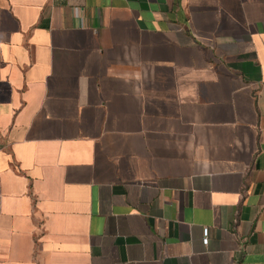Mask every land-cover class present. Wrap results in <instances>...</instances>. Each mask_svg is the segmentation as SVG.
I'll list each match as a JSON object with an SVG mask.
<instances>
[{
    "label": "crops",
    "instance_id": "obj_1",
    "mask_svg": "<svg viewBox=\"0 0 264 264\" xmlns=\"http://www.w3.org/2000/svg\"><path fill=\"white\" fill-rule=\"evenodd\" d=\"M0 264H264V0H0Z\"/></svg>",
    "mask_w": 264,
    "mask_h": 264
},
{
    "label": "built area",
    "instance_id": "obj_2",
    "mask_svg": "<svg viewBox=\"0 0 264 264\" xmlns=\"http://www.w3.org/2000/svg\"><path fill=\"white\" fill-rule=\"evenodd\" d=\"M207 232L205 233V242H207Z\"/></svg>",
    "mask_w": 264,
    "mask_h": 264
}]
</instances>
